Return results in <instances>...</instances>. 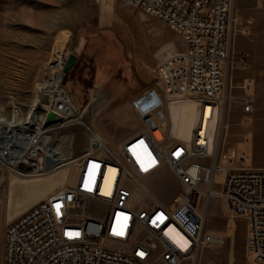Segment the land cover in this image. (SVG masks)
Wrapping results in <instances>:
<instances>
[{
    "label": "built area",
    "instance_id": "obj_1",
    "mask_svg": "<svg viewBox=\"0 0 264 264\" xmlns=\"http://www.w3.org/2000/svg\"><path fill=\"white\" fill-rule=\"evenodd\" d=\"M128 1L166 22L185 42V52L158 64L162 85L155 89L163 99H195L202 124L188 142L173 138L166 104L144 114L132 100L135 95L130 105L140 123L137 132L117 145L91 136L76 163L73 182L54 189L7 224L1 264H187L199 251L225 244L223 236L205 231V206L213 199L225 205L227 224L240 217L246 220V249L264 263V167L241 166L239 155L223 150L209 162L203 160L210 156L208 134L200 128L205 110L221 113L226 90L234 0ZM261 4L264 7V0ZM242 62L250 67L246 56ZM57 64L49 68L52 75ZM64 78L63 71L64 89H54L51 96L59 120L47 125L46 109L42 129L35 127V120L26 126L29 132L16 142L13 155L0 148V160L22 176L48 173L58 164L55 143L63 136L50 139L48 133L73 124L68 106L75 103ZM240 107V122L248 124L253 100L241 101ZM220 171L224 177L218 182L215 175ZM168 172L182 186L174 206L151 191ZM170 226L189 241L187 246L174 241Z\"/></svg>",
    "mask_w": 264,
    "mask_h": 264
},
{
    "label": "rangeland",
    "instance_id": "obj_2",
    "mask_svg": "<svg viewBox=\"0 0 264 264\" xmlns=\"http://www.w3.org/2000/svg\"><path fill=\"white\" fill-rule=\"evenodd\" d=\"M260 6L261 0H234L226 90L220 115L209 119L211 154L205 161L223 150L239 155L241 166L264 167V68H260L263 80L245 84V74L253 67L251 45H260L261 51L254 54L264 62V9ZM246 15L253 17L249 23ZM183 49L180 35L170 25L125 0H0V118L29 126L35 109L43 106L44 88L52 91L55 86L59 68L52 75L50 66L72 54L78 61L65 73L64 83L79 108L72 125L48 133L50 139L63 136L55 144L64 160L52 171L22 176L0 160V264L7 224L57 187L70 183L76 159L91 136L117 145L137 132L140 123L130 105L135 95L146 88L154 92L159 106L166 104L171 136L189 140L194 124L203 118L199 104L190 96L166 102L155 89L161 86L158 64ZM242 56L249 68L243 67ZM247 98L253 100V112L244 125L240 102ZM30 181H43L46 188L10 204L12 188ZM181 190L172 172L151 186L171 206ZM224 206L220 199L205 206V231L223 236L225 244L202 250L187 264H264L246 249V220L240 217L227 224Z\"/></svg>",
    "mask_w": 264,
    "mask_h": 264
},
{
    "label": "bare ground",
    "instance_id": "obj_3",
    "mask_svg": "<svg viewBox=\"0 0 264 264\" xmlns=\"http://www.w3.org/2000/svg\"><path fill=\"white\" fill-rule=\"evenodd\" d=\"M125 1L129 5H131L128 0H125ZM182 44L184 46V49L183 50L177 51L175 53H172V54L166 56L162 61H164L167 58L171 57L173 54L185 52L187 47H186V44H185V42L183 40H182ZM67 59H69V58L67 56H64V57L60 58V60H59L60 65L59 64L54 65L56 67L54 73H56L58 71L57 75L55 76L56 77L55 86L52 88V91H51V88H49V86H46V88H44V89H45V93H47V94L41 99V101L45 105V108L44 109L43 108L35 109V113L33 115V119L32 120H35L36 121V126L35 127H38L40 130L42 129L41 128V125H42V121L44 119V115L46 113V109H51V107L53 106V100H52L51 96H53L54 89L62 90V88H63L60 85V80L62 78V73L64 71V66H66V64H67V61H68ZM228 66L230 67V63H229ZM57 68H59V69L57 70ZM160 85H162V81H161V84ZM184 96H187V95H183V96H168V95H166V97H164V98H165V101L166 102H170V101H173L175 99H179V98L181 99ZM48 98L51 100V102H50V100ZM155 98L157 99V95L154 92H152L150 89H147V90L139 93V95L137 94L136 98H133L132 100H136V106L138 107V109L140 110V112L146 114L149 111H152V110H154L155 108H157L159 106V101L158 100L155 101ZM47 100H48V102H47ZM68 109H69L70 112H72L71 115H73L74 117L75 116L76 117L78 116L79 108H78V105L76 103L73 102V106L69 105L68 106ZM206 112H208V117H206V116L204 117L203 127H200V128H202L201 129V132L202 133H205L206 132L208 134V137H209V153L211 154L212 130L211 129L208 130V127H209V119H211V117H213V116H219L220 115V112H219V110H217L215 112V114L210 115L209 107H206L205 113ZM37 115H39V119L37 118ZM76 120H78V119H76ZM14 121H16V120H14ZM11 122H9V121H7L5 119L0 118V148L2 147L3 149H6L8 154L10 152V154L13 155L16 152V149H17L16 148V142H19L20 138H21V141H22V139H24L23 136L26 133H28L29 130L26 129V128H28L26 126H21V124L18 125V123H16L17 125L16 124H12ZM72 122H74L73 119H72L71 123ZM198 123H201L202 124V118L199 120ZM196 125L197 124H194V126L192 128V131H191L190 138H189L188 141H190L192 139L193 134H194V129H195ZM261 133H263V132H261ZM41 136L43 137L44 140L47 137L46 135H41ZM188 141H184V142H188ZM55 156H56V159L58 160L57 161L58 163L60 161H63L64 160V158L61 157V155L59 154V152L57 150H56ZM78 159L79 158H77L76 161H78ZM110 172H111V170H110V168H108L107 169V172H106V176H105L106 179L105 180H107V177H108V175H109ZM35 175H38V174H35ZM223 177H224V173L221 172V171L220 172H217L216 175H215V179L218 182H221L223 180ZM73 179H74V173L72 174L70 183L73 182ZM45 186H46V183L43 182V181H30V182H27V183H24V184H17V185H15L12 188V190H11V195L12 196L10 198V204L18 203L19 201H21V199H23V201H25L26 198L32 197L36 192L42 190ZM34 203H36V202H34ZM168 233L170 235H172V237L174 238V241H177L183 247H185V246H187L189 244V241L178 230H176L173 226H170L169 227ZM201 251H199L195 255H192L191 258L197 256L199 253H201Z\"/></svg>",
    "mask_w": 264,
    "mask_h": 264
},
{
    "label": "crops",
    "instance_id": "obj_4",
    "mask_svg": "<svg viewBox=\"0 0 264 264\" xmlns=\"http://www.w3.org/2000/svg\"><path fill=\"white\" fill-rule=\"evenodd\" d=\"M262 9H264V7H263V5L261 4V6H260ZM247 17H248V15H246ZM249 19L247 20L248 21V23L250 22V19H252L253 17H248ZM261 47H260V45H258V44H255V45H251V47H249V50L248 51H250V53H249V57H250V59H251V63H252V65H253V67L251 68V69H249V70H247V73L245 74L246 76V79H245V81L247 82V83H245V84H251V81H259L260 80V78H262L261 80H263V77H261L260 76V68L261 67H263L264 68V62H262V63H260V61H261V57L260 56H258L257 54L255 55L254 53H255V51L256 52H259V51H261V49H260ZM250 89V88H249ZM249 89H247V88H245V90H246V93H247V91L249 90ZM249 92V91H248Z\"/></svg>",
    "mask_w": 264,
    "mask_h": 264
},
{
    "label": "water",
    "instance_id": "obj_5",
    "mask_svg": "<svg viewBox=\"0 0 264 264\" xmlns=\"http://www.w3.org/2000/svg\"><path fill=\"white\" fill-rule=\"evenodd\" d=\"M77 61H78V57H77L76 54L70 55L69 56V59L67 61V64L65 66V69H64L65 73L70 72V70L75 66V64L77 63ZM47 102H48V100H47ZM50 102H51V100H50ZM58 120H59V116H58L57 112L54 111L53 109H50L48 111V113H47V117H46L45 123L47 125H50V124H52L54 122H57Z\"/></svg>",
    "mask_w": 264,
    "mask_h": 264
},
{
    "label": "snow or ice",
    "instance_id": "obj_6",
    "mask_svg": "<svg viewBox=\"0 0 264 264\" xmlns=\"http://www.w3.org/2000/svg\"><path fill=\"white\" fill-rule=\"evenodd\" d=\"M57 212H58V214H59V205H57ZM78 235V234H77Z\"/></svg>",
    "mask_w": 264,
    "mask_h": 264
}]
</instances>
